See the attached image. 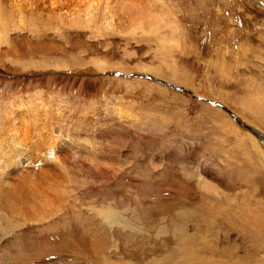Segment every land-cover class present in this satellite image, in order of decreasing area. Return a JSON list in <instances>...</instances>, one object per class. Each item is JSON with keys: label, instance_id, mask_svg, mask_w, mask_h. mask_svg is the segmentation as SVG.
I'll return each mask as SVG.
<instances>
[{"label": "rangeland", "instance_id": "374dc122", "mask_svg": "<svg viewBox=\"0 0 264 264\" xmlns=\"http://www.w3.org/2000/svg\"><path fill=\"white\" fill-rule=\"evenodd\" d=\"M37 1L0 0V264H264V0Z\"/></svg>", "mask_w": 264, "mask_h": 264}, {"label": "bare ground", "instance_id": "6f19581e", "mask_svg": "<svg viewBox=\"0 0 264 264\" xmlns=\"http://www.w3.org/2000/svg\"><path fill=\"white\" fill-rule=\"evenodd\" d=\"M12 1V0H11ZM32 1H35V0H26V2H30L29 4H32ZM38 1H40V0H38ZM37 1V2H38ZM54 1V3H51V2H53ZM57 1H59V0H49V2L51 3V4H56L57 3ZM66 2L68 1V0H65ZM64 1V2H65ZM74 1V0H73ZM92 1L93 0H78V2H76L77 4H81V6H83V7H87V8H89L90 6H92L93 4H92ZM46 2V1H45ZM56 2V3H55ZM14 3V2H13ZM50 3H48V4H50ZM71 3H72V1H71ZM16 3H14V5H15ZM33 4H37V3H33ZM73 4V3H72ZM58 5V4H57ZM34 6V5H33ZM17 7V6H16ZM52 7H53V5H52ZM126 8H127V6H126ZM53 9V8H52ZM130 10V9H129ZM114 15V14H113ZM8 160V159H7ZM90 162H92V161H90ZM17 168V167H16ZM15 169V168H14ZM9 185V184H8ZM13 185H15V184H13ZM13 185H9V188H10V186L11 187H13ZM8 188V189H9ZM10 190H12V188H10ZM10 190H9V192H10ZM16 190V189H15ZM13 191H14V189H13ZM8 192V193H9ZM4 193H5V191H4ZM7 193V194H8ZM13 193V192H12ZM14 194V193H13ZM3 196V195H2ZM6 196V195H5ZM4 196V197H5ZM7 196H9V194L7 195ZM13 195H11V197H12ZM16 197V196H15ZM10 198V197H9ZM8 198V199H9ZM4 199V198H3ZM2 199V200H3ZM11 199V198H10ZM9 199V200H10ZM12 201H13V198H12ZM2 205L4 204V201H3V203H1ZM15 204V203H14ZM109 210V209H108ZM101 213H103L104 214V216H103V214H102V218L104 219V221L105 222H107V223H114L115 222V217H114V214L112 213V212H108V211H103V212H101ZM100 215V214H99ZM101 217V216H100ZM101 218V219H102ZM119 218H117V220H118ZM120 224V223H119ZM199 238V237H198ZM188 240V239H187ZM198 240V239H197ZM196 240V241H197ZM186 241V240H185ZM187 243H188V241H186ZM200 242V241H199ZM193 243V242H192ZM188 244H186L185 246H183V247H181L182 248V253H181V255H180V259H183L184 260V263H187V264H198L197 263V261H195L194 259H195V257H194V252L187 246ZM194 244H192V246H193ZM196 247V246H195ZM180 248V249H181ZM195 256H198V255H195ZM171 258V257H170ZM169 257H168V259H170ZM173 259L174 258H172V259H170V262H168V260L167 261H165V263L164 264H173ZM191 259L192 260H194L195 262L193 263L192 261H191ZM172 260V261H171ZM175 260V259H174ZM183 262V261H182ZM183 263V264H184ZM176 264V263H175ZM182 264V263H181ZM201 264V263H200ZM204 264H209L208 262H206V261H204Z\"/></svg>", "mask_w": 264, "mask_h": 264}]
</instances>
